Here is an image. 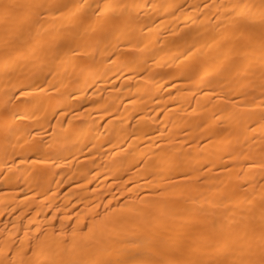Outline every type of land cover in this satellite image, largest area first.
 <instances>
[{
  "label": "bare ground",
  "instance_id": "bare-ground-1",
  "mask_svg": "<svg viewBox=\"0 0 264 264\" xmlns=\"http://www.w3.org/2000/svg\"><path fill=\"white\" fill-rule=\"evenodd\" d=\"M0 264H264V0H0Z\"/></svg>",
  "mask_w": 264,
  "mask_h": 264
}]
</instances>
